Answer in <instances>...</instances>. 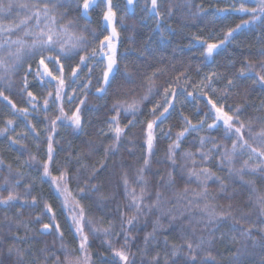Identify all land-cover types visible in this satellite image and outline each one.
I'll return each mask as SVG.
<instances>
[{"label":"snow or ice","instance_id":"1","mask_svg":"<svg viewBox=\"0 0 264 264\" xmlns=\"http://www.w3.org/2000/svg\"><path fill=\"white\" fill-rule=\"evenodd\" d=\"M137 3L138 0H126L125 10L132 9L134 15ZM101 5L103 7L100 17L103 28L100 33L89 28L87 24L78 28L77 18H69L70 13L75 11L79 14V19H85L90 23V13ZM14 6L24 9L25 14L17 22L7 24L0 22V82L3 83V86H0V100L6 102V106L14 112L25 116L28 114V108H18L11 99L13 95L11 89L15 85L13 76L22 71L23 75L20 77L19 83L20 92L26 96L25 102L31 106L32 110L35 111L39 108L44 112V120L47 121L45 131L48 133L46 136V159L38 161L35 155L30 154L29 160L24 163L29 167L39 164L42 169L40 179L42 181L47 179L57 198L61 201L60 209L68 213L69 228L73 232L74 239L77 240V247L70 249L65 245L64 232L58 222L53 204L47 200L38 201L37 197L31 195L32 185L29 184L25 186V204L35 208L38 203L42 202L41 213L36 215L32 221L40 224V228L37 231L28 229L24 236L11 233V228H9L13 243L6 248L9 258L7 264H26L24 257L32 255L31 245L28 249H21L17 247V244L36 241L37 235L55 236L60 241V245L59 249H56L55 241H53L51 246L45 244L43 248L37 249V255L33 257L30 264H93L89 252L90 236L95 237L100 233L103 234V243L106 245L108 253L104 264H137V255L141 257L139 264H181L180 257H183L182 264H218L212 247L217 237L212 229L229 220L232 222L230 241L233 245H240L235 252L229 250V264H241L239 257L254 252L257 247L261 254L260 264H264V192L257 193L254 181L244 180L246 175H259L261 179H264V119L259 120V130H256L254 126L256 121L251 118L247 121L241 120V106L232 107L229 105L225 110L224 103L208 96L205 89L214 93L216 90L212 87L213 79L219 78L216 73H212L197 86L199 88L198 95L207 97L205 106L208 111L203 112V118L198 119L195 123L181 111L179 114L182 122L181 127L173 139L172 129L165 130L161 125L172 115V112L176 111L180 95H184L185 100L198 98L197 94L188 92L186 87L180 83L182 78H185V84L187 83L186 73H180L175 77L174 82L164 81L163 84L157 83L158 73H162V69H157L151 75L145 74L139 85L144 89L143 94H135V89L125 91L124 86L117 83L114 93L117 99L112 104V111L115 114L108 122L109 131L112 133V143L105 148L106 156L118 151V145L125 135V129L135 122L134 119L129 120L126 125L121 127V113H129L135 118L145 101L152 103L154 100L155 102L149 109L151 118L144 122L142 129L145 155L142 165L136 170V184L139 191H137V187H133L126 171L120 177L124 194L129 201L126 207L130 212L117 208L119 231H116L115 224L111 220L108 227H99L92 218L87 216L85 207L80 202L83 195L78 199L69 188L70 176L67 167L61 166L57 169L58 174L53 175L54 143H56L54 134L58 122L67 121V126L76 130L83 127L82 112L83 106L87 103L85 89L91 86L90 77L97 64L101 66L100 78L97 81L100 87L96 88L97 93H105L112 86L116 79V72L119 70L117 44L120 31L117 25L123 27L124 16L118 14L117 5L113 3V0H30V2L29 0H25V2L0 0V13L11 12ZM229 10L233 13H243L248 18H242L235 27H229L217 42H209L208 39L198 36L193 38L201 43L203 47L201 55L206 59L212 58L218 49L229 43L241 28L257 21L264 24V0H235L230 9L225 8L218 11L228 12ZM141 11L152 14L158 26L166 16L170 17L173 14L172 6L165 7L164 0H144ZM199 11L204 12L205 10L200 7ZM148 18L147 15L141 17V19ZM105 32L106 35L103 34ZM14 36L15 38H13ZM89 37H91V41H89ZM73 61L75 63H72ZM90 62L94 63L90 64ZM66 63L70 69L67 76L65 75ZM25 65L27 66L25 67ZM258 67L257 71V63L246 62L239 70L237 78H251L254 84L264 90V59L258 61ZM85 68L88 69V72L83 77V83H80L78 88H73V84L81 81V73ZM30 76H34L37 86L46 90V94L42 97V103H40L41 98L31 90L33 85L29 80ZM125 81L130 84L135 83L133 77L127 72ZM227 85L228 88L234 86V80L228 79ZM178 87L182 91L178 92ZM78 91L82 94V98L77 95ZM121 94L128 95L130 98L121 100L119 99ZM157 96L158 100L155 99ZM65 104L75 105L71 114L65 110ZM52 111L58 114L53 116L51 115ZM202 111V109H198L197 115H200ZM209 118L212 120L211 123H207ZM13 123L11 119L6 121L8 126ZM205 127L208 131L223 128L224 139L230 140L231 146L212 139V148L204 152L203 146L211 138L201 137V147L198 149L201 163L211 161L213 155L218 154L217 167L221 170L227 167L230 176L238 177L243 184L248 186L250 193H255V198L253 199L250 195L248 200V204L255 209L257 216L255 221L251 219V212L234 207L231 203L227 207L219 205V210H217V206L206 202L209 197L208 180L215 178L220 182L219 190L222 192L227 190L224 180L208 167H192L187 170L188 179L182 189L173 193L174 202L172 198H166L161 190L174 187L176 180L171 171L167 173V179L160 175L156 184H151L146 176V172L151 169V157L154 155L159 137L171 140L167 149V159L175 168L177 164L176 152L181 147L183 140L191 132L203 130ZM30 128L36 134L37 147H39L40 133L36 130L35 125H30ZM7 131V126L0 129V135ZM22 135L26 137L28 133ZM9 139L12 144L21 143L20 138L10 137ZM183 156L186 160H191L193 165L196 164L195 153L189 151L185 152ZM240 156H246L247 159H243L240 167L237 168L235 163ZM2 163L3 161H0V164ZM8 167L11 170V165ZM101 167L104 165L102 164ZM95 175L96 169H93V179ZM192 178H195L200 188L199 191L190 190L188 185L192 182ZM18 184L19 180L10 181L7 177L4 179L2 191L7 195L0 192V205L14 206V202L22 199L21 193L16 191ZM88 184L89 181H85L86 186L80 187L78 193H86ZM91 188L93 191H99L94 184L91 185ZM189 194L191 198H189ZM27 197L31 198L30 203L26 199ZM99 198L107 200L112 197L101 194ZM182 201H186V203L181 204ZM201 201H205L203 206H201ZM178 205L183 208L179 215L173 211V209H177ZM194 210H199L202 213L199 219L195 217ZM20 214L18 213V215ZM44 217H47V223L43 222ZM149 217H155L151 220V231H145L144 226L138 227L142 219L146 225L149 222ZM165 219L167 220L166 225L163 223ZM25 227L27 229L28 226L25 225ZM169 231L180 233L181 242L179 244L169 245L167 238ZM133 233H137V235H133ZM159 237H163V255L160 251L155 250L160 246ZM220 239H224L223 233ZM6 240L7 237L0 238V256L4 254ZM134 247L135 251H133ZM75 252H79L81 255L76 256ZM150 252L154 254L149 259ZM13 255L16 257L15 260L11 259ZM0 264H5V261L0 259Z\"/></svg>","mask_w":264,"mask_h":264},{"label":"trees","instance_id":"2","mask_svg":"<svg viewBox=\"0 0 264 264\" xmlns=\"http://www.w3.org/2000/svg\"><path fill=\"white\" fill-rule=\"evenodd\" d=\"M18 2H25V0H18ZM234 2L235 0H164L165 7L168 5L172 6L173 14L170 17L166 16L158 26L153 15L143 13L141 11L142 8H135V14L133 15L132 9L125 10L126 0H113V3L117 5L118 14L124 16L123 27L119 24L117 25L120 36L117 44L119 70L116 72V79L105 93H97L96 88L100 87V84L97 83L100 78V67L96 66L90 77L91 86L85 89L87 92V103L83 106V127L76 130L67 126V121L58 122L56 133L54 134L56 143H54L55 163L52 166L53 175L58 174L57 169L61 166L67 167L70 176L69 188L78 199L83 195V199L80 202L84 205L87 216L92 218L97 226L108 227V223L111 220L115 224L116 231H119V213L117 208L119 207L121 211L130 212L126 207L129 201L124 194L120 177L126 171L130 181L133 183V187H137V191H139V187L136 184V170L142 165L145 155L142 129L144 122L151 118L149 109L152 107V103L155 102L154 100L152 103L145 101L141 105L140 112L136 113L135 118L129 113H121V127L126 125L129 120L134 119L135 122L125 129V135L121 138L118 151L109 153L106 156L105 148L112 143V133L109 131L108 122L111 116L115 114L112 111V104L117 99L114 94L117 83L122 84L125 91L127 89H135V94H143L144 89L140 88L139 85L145 74L151 75L157 69H162L163 72L158 73V84H163L164 81L174 82L176 76L180 75V73H186L187 83L185 84V78H182L181 85L186 87L188 92H194V94L198 95L199 88L197 86L200 82L206 76L216 73L219 78H214L212 83V87L216 91L213 93L205 89L208 96L213 100H219L224 103L225 110H227L229 105L232 107L241 106V120L247 121L251 118L256 121L254 125L256 130H259V120L264 119V90L254 84L251 78L238 79L237 74L248 61L257 63L256 70H259L258 61L264 59V55H262L264 53V24L257 21L241 28L229 43L223 45L213 54L212 58L208 59L201 55L203 52L201 43L193 39L198 36L208 39L209 42H217L219 38H222L223 32L229 27H235L242 18L247 19L248 17L243 13H233L230 10L228 12L218 11L219 9H230L231 4ZM200 7L205 11H199ZM101 8V6L97 7L90 13V23L85 19H79V14L75 11L70 13L69 18H77L78 28H82L87 24L89 28L95 29L100 33L103 28L100 17ZM24 14V9L14 6L11 12L0 13V22L5 24L17 22ZM145 15L149 18L141 19ZM89 41H91V37H89ZM72 63L75 62L73 61ZM92 63L94 62H90V64ZM65 67V75L67 76L70 72L67 63ZM87 72L88 69L85 68L81 73V81L73 84V88H78V85L83 83V77ZM126 72L133 77L134 84L126 83ZM22 75L23 72L20 71L13 76L15 85L11 89L13 93L11 99L18 108H28V114L25 116L14 112L6 106V102L0 100V129L8 127V131L0 135V161H3L0 164V192L3 195H7L6 192L2 191L3 181L7 177L10 181L19 180L16 191L20 192L22 196L21 200L14 202V206L5 207L0 205V238L7 237L4 245L5 251L0 256V259H3L5 264H7L9 259L6 248L13 243L11 233L24 236L28 229L37 231L40 228V224L32 221L36 215L41 213L43 204L42 202L38 203L35 208L25 204V186L29 184L32 185V196L37 197L38 201L47 200L53 204L57 212L58 222L64 232L65 245L70 249L77 247V240L74 239L73 232L69 228L68 213L60 209L61 201L57 198L47 179L44 181L40 179L42 169L39 164H33V166L29 167L24 163L29 160L30 154L35 155L38 161L46 159V136L48 133L45 131L47 121L44 120V112L39 108L35 111L32 110L31 106L25 102L26 96L20 92L19 83ZM228 79L234 80V86L231 88H228ZM29 80L33 85L31 90L41 98L40 103H42V97L46 94V90L37 86L34 76H30ZM0 86H3L2 82H0ZM177 91L180 92L182 89L178 87ZM77 95L82 98V94L79 91ZM129 98L125 94L119 96L121 100ZM155 99L158 100L159 97L157 96ZM206 99L207 97L198 95L195 100L191 98L185 100V96L180 95L176 111L172 112V115L165 120L161 127L165 130L171 128L173 132L172 138L174 139L175 133L180 130L182 123L180 112L182 111L184 115L189 116L195 123L198 119L203 118V112L208 111L205 106ZM74 107L75 105L65 104V110L69 114H71V110ZM198 109L203 110L200 115H197ZM56 114L58 113L55 111L51 113L53 116ZM9 119L14 122L10 126L6 125V121ZM211 122L212 120L209 118L207 123ZM30 125H35L36 130L40 133L39 147H37L36 134L31 131ZM23 133H28V135L25 137L22 135ZM18 134L20 135L18 136ZM10 137L20 138L21 143L12 144ZM201 137L211 138L205 142L203 146L204 152L212 148V139L227 144L229 147L231 146V141L224 139L223 128L208 131L205 127L203 130L191 132L177 150V164L173 168L171 161L167 159V149L171 140L166 137H159L154 149V155L151 157V169L146 172L150 183L156 184L160 175L167 179V173L171 171L176 180L174 187L161 190L166 198H172L174 202L173 193L185 186V181L188 179L187 170L192 167H208L224 180L227 190L224 192L220 191V182L215 180V178L208 180L209 197L206 202L217 206V210H219V205L227 207L231 203L234 207H240L246 212H251V219L255 221L257 219L255 209L248 204L249 196L251 195L254 199L255 193H250L248 186L243 184L238 177L230 176L227 167L223 168V170L217 167L218 154H214L211 161L204 164L201 163V156L198 151L201 147ZM189 151L195 153V165L192 164L191 160H186L183 156L185 152ZM77 156H79V159H77ZM243 159H247V157H238L235 167H240ZM102 164L104 167H101ZM9 165H11V170H9ZM93 169H96L94 179L92 178ZM244 180L254 181L257 193L264 192V179H261L259 175H246ZM85 181H89L86 193L79 194L78 189L86 186ZM93 184L98 187V192L92 190L91 185ZM188 186L190 190H200L195 178H192V182ZM101 194L112 198L101 200L99 198ZM152 198L154 199V195ZM189 198H191L190 194ZM26 199L30 203L31 198L27 197ZM183 203H186V201L181 202V204ZM203 203L205 201H201V206H203ZM173 211L179 215L183 208L178 205L177 209H173ZM194 212L195 217L199 219L202 213L199 210H194ZM18 213L21 214L18 215ZM185 216H187V213H185ZM154 218L149 217V222L146 225L142 219L138 227L144 226L145 231H151V220ZM43 222H48L47 217L43 218ZM163 223L166 225L167 220L165 219ZM25 225L28 226L27 229ZM231 227L232 222L229 220L212 229L217 237L212 247L214 249L213 255L216 256L218 264H229V250L235 252L240 247L239 244L233 245L230 241V236L232 235L230 232ZM9 228H11V233ZM85 231L87 232L88 229L86 228ZM222 233L224 234L223 240L220 239ZM133 235H137V233H133ZM205 237L207 238L206 233ZM167 238L169 245L181 242L180 233L176 231H169ZM159 239L160 246L156 247L155 250L160 251L163 255V237H159ZM53 241H55L56 249H59L60 241L55 236L39 235H37L36 241L18 243L17 247L28 249L31 245L32 255H25L24 257L26 264H30L33 257L37 255V249L43 248L45 244L51 246ZM103 241L102 233L97 234L95 237L90 236L89 252L93 264H104V259L108 255ZM137 242L139 243V240ZM133 251H135V247ZM57 254L59 255L60 253L58 252ZM152 254L154 253L150 252L149 259ZM74 255L80 256L81 254L75 252ZM11 259L15 260V255ZM136 259L137 264H139L141 257L137 255ZM239 259L241 264H260V249L257 247L254 252L243 254ZM180 260L182 264L183 257H180Z\"/></svg>","mask_w":264,"mask_h":264},{"label":"rangeland","instance_id":"3","mask_svg":"<svg viewBox=\"0 0 264 264\" xmlns=\"http://www.w3.org/2000/svg\"><path fill=\"white\" fill-rule=\"evenodd\" d=\"M143 4H144V0H138V3L136 4L135 8H143ZM101 7H103V5H101ZM107 33L105 32V35ZM97 60H99V58H97ZM98 67H101L100 65L97 64Z\"/></svg>","mask_w":264,"mask_h":264}]
</instances>
